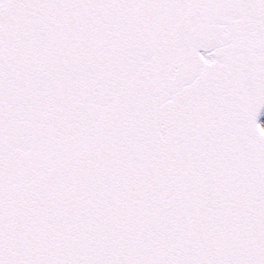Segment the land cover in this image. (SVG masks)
<instances>
[{"label": "snow or ice", "instance_id": "obj_1", "mask_svg": "<svg viewBox=\"0 0 264 264\" xmlns=\"http://www.w3.org/2000/svg\"><path fill=\"white\" fill-rule=\"evenodd\" d=\"M0 264H264V0H0Z\"/></svg>", "mask_w": 264, "mask_h": 264}]
</instances>
